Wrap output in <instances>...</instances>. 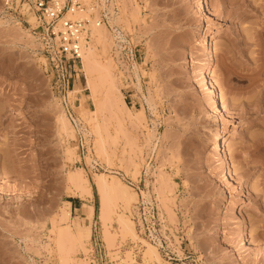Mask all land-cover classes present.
<instances>
[{"label": "rangeland", "instance_id": "1", "mask_svg": "<svg viewBox=\"0 0 264 264\" xmlns=\"http://www.w3.org/2000/svg\"><path fill=\"white\" fill-rule=\"evenodd\" d=\"M204 1L213 17L198 0H73L82 12L68 19L90 30L98 22L107 37L91 32L86 48L102 71L85 73L81 60L68 71L75 126L54 88L43 25L28 0H0V264H264V167L240 170L264 145V0ZM199 24L211 28L208 82L225 116L203 90ZM61 116L71 132L60 131ZM215 125L230 129L220 138L228 165L207 147ZM76 172L91 197L66 180ZM100 174L134 197L106 224ZM120 214L135 238L121 234ZM145 243L159 259L145 257Z\"/></svg>", "mask_w": 264, "mask_h": 264}, {"label": "bare ground", "instance_id": "2", "mask_svg": "<svg viewBox=\"0 0 264 264\" xmlns=\"http://www.w3.org/2000/svg\"><path fill=\"white\" fill-rule=\"evenodd\" d=\"M101 3H104L103 0H102ZM197 5L200 8H205V12H206L207 16L213 17V15H214L213 11L205 4L204 0H198V4ZM68 15H72V14L69 13ZM98 27H95V28H93V30H91L92 36H93V38H96L95 40L97 42L105 40V37H106V36H104V34H105L104 33L105 32L104 29L103 28H98ZM198 28H200V31L197 34V37H195L196 38V43L199 45V48L202 51L203 56L205 55V56L208 57L207 63L205 64L204 70H203V73H202V81L205 82L203 90L205 91V94L212 99V104H213V107H214L217 115L225 116V114H227L226 110H228V109L225 108V106H223L222 103L219 102V98L217 97L216 89L213 87V85H211L208 82L209 76H210V73H211V69H212V66H213V62H212V60H211V58L209 56V50H210V47H209V36H210L211 28L208 25L206 27H200V24L198 25ZM91 47H92V44H91ZM91 47L86 49L85 52L83 51L84 54L82 53V55H81V65H82L85 73H88V74H91L94 71H99V70L102 71L101 70V66H99L98 62L95 59V55L93 54V50H92L93 48H91ZM261 56H262L261 59L263 60L264 59V48L263 47L261 48ZM106 64H108V62ZM108 66H110V65H108ZM263 66L260 65L257 68L256 73L260 77H262V79L260 80V84H258V85L261 88L264 89V69H263ZM106 68L107 67L105 65L104 69L106 70ZM107 75H109V74L107 73ZM85 81H86L85 82L86 83V87H88L87 89L90 90L89 91L90 94H93L94 89H93V86H92V82L90 81L89 78H86ZM254 85H255V83H254ZM255 87H257V86H255ZM71 93H74V92H71ZM258 104L259 103H257L256 106ZM263 105H264V102H263ZM60 115H62V114H60ZM63 118L64 117L61 116L60 122H59L60 123V131L63 132V134L64 133L66 134L67 131H69V132H71V131L67 128V125H68L67 122H66L67 120H65ZM227 130L228 131L230 130L228 125H215L214 127H212L208 131V134H207V140H206L207 147L210 150V153L212 154V156L215 157V160L218 162V165H220V164L228 165L230 163L229 162L230 158L232 157V154H227V155L224 154V152L222 151L223 147L221 146V143H220L221 135L224 134ZM100 143H102V141ZM101 145H103V144H101ZM254 151H256V154H254V156L250 157L249 161L248 160L245 161L246 164H250L249 169H245V168H244V170H242V168L240 169L242 171L241 172L242 173V177H245V175L247 176V173L249 171H252V170L258 168L259 166L260 167H264V145H263V143L261 145L259 144L257 146L256 150H254ZM78 172H76V173H68V175L66 176V180L68 182H70V184L73 183L74 185L76 184L77 187L80 186L82 189L84 188L83 191L87 195H89V197H91V195H92L91 194V190L88 187H85L86 181L81 177V175ZM242 177H240V178L242 179ZM260 178L262 180V184H264V173L260 176ZM231 182H233V181H231ZM93 184H94V188L96 190V193H97V195L99 197V214L98 215H99V219H100L99 221H102V223L110 221V217L113 214H115L114 211L116 209L115 207H116V204H118V202L123 205L124 210H127L129 208V206L131 205V203L134 201V197L131 194L128 193L129 191L126 190L127 187L125 185H123V184L119 183V181H115L113 179L108 181L106 179L105 175H102V174L96 175L95 181H94ZM231 186L235 188V186L233 184ZM162 187H163V184H162ZM231 189H233V188H231ZM157 193L159 194V190H157ZM67 204H69V203H67ZM235 204H237L235 201H231L230 202V206L228 207V209L235 208L236 207ZM32 212L33 211H30L29 213H32ZM60 213L62 214V216H61V214H59L60 216H58V218H59L58 221L60 219H61V221H67L68 213L67 212H64V213L60 212ZM116 217H117V224H118V226L120 228L121 234H123L125 236H130L131 238H135L136 235L134 233V230H133L131 222L123 214L117 215ZM63 223H65V222H63ZM56 224H58V223L56 222ZM101 225H103V224H101ZM52 227H54L53 224H52ZM63 228H64V231H65L66 227L64 226ZM66 229L69 230L68 225H67ZM56 230H57V233L59 231V233L61 235V230H58V229H56ZM62 234H63V231H62ZM57 237H59V235ZM109 237H111V236H109ZM109 237H108V234H107V239ZM241 238H243V240H246V235H245L243 230L241 231ZM61 239H62V236H60V239H58V240H60V242H61ZM110 239H112V238H110ZM246 241H248V240H246ZM107 242H109V241L107 240ZM249 244L252 245L253 242H249ZM145 245H146V248H147L146 249V253H145V257H148L149 259H150V257H154L156 259H159L158 256H157V253H156L157 250L154 247H152V245H149L147 243H145ZM262 255L264 256L263 252H262ZM262 258L263 257H261V259Z\"/></svg>", "mask_w": 264, "mask_h": 264}, {"label": "built area", "instance_id": "3", "mask_svg": "<svg viewBox=\"0 0 264 264\" xmlns=\"http://www.w3.org/2000/svg\"><path fill=\"white\" fill-rule=\"evenodd\" d=\"M20 1L4 0V5L13 3L16 7ZM69 2L71 5L67 8V0H28L37 21L44 27V49L56 72L54 88L62 95L61 100L67 118L77 126L67 98L68 71L74 62L81 60L83 51L89 46L91 30L88 28V21L82 17L68 19L67 15L72 14L74 10L82 12L80 6L73 0ZM94 25L98 27L99 23L96 22Z\"/></svg>", "mask_w": 264, "mask_h": 264}]
</instances>
